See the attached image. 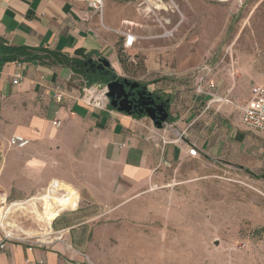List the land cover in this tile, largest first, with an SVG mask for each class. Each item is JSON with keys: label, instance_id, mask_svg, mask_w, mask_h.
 <instances>
[{"label": "crops", "instance_id": "obj_1", "mask_svg": "<svg viewBox=\"0 0 264 264\" xmlns=\"http://www.w3.org/2000/svg\"><path fill=\"white\" fill-rule=\"evenodd\" d=\"M140 10L139 16H134L117 0H103L100 18L77 0H0V46L24 47L42 58L0 62V156L4 157L0 206L31 203L33 198L24 200L35 194L34 189L48 186L50 177H55L59 190L66 191L61 198L73 191L64 200V210L58 204L56 210L49 207L53 218L43 229L53 235L48 240L16 236L4 241L0 227V244L5 242L0 264H89L82 254L93 264H124L123 259L136 257L133 248L123 252L112 248L111 242L107 244L119 235L97 232L104 225L89 224V217L75 208L80 199L78 191H85L92 203L111 207L112 199L121 197L114 204L121 200L128 204L154 191L165 171H176L185 160L202 158L225 170L249 173L264 166V136L244 128L239 112L231 106L209 103V80L214 81L221 96L241 99L235 96V82L218 78L207 65L200 67L208 70L202 72L162 73L149 68L147 90L168 101V123L175 126L171 132L155 130L145 115H127L111 106L94 110L78 100L85 84L105 83L81 74L76 61L106 59L119 77L122 53L132 54V58L145 56L151 50L150 41L171 39L153 19L143 18ZM162 22L165 29L176 28L167 19ZM210 25L213 31L214 22ZM120 32L136 36L135 43L123 48ZM166 48L161 46L160 50ZM46 54L49 57L43 59ZM157 58L148 56L147 63L154 64ZM16 75L20 78L14 84ZM250 87L244 101L249 98ZM56 120L61 122L57 128L52 124ZM182 132L185 134L178 142L161 144L162 137L171 140ZM13 135L24 137L29 144L9 148L7 139ZM192 144L198 153L195 158L187 155ZM64 158L77 166L66 182L59 179L57 170ZM47 166L52 171L45 175ZM9 200L13 202L6 203ZM73 201L75 207L71 208ZM39 214L43 219L44 213Z\"/></svg>", "mask_w": 264, "mask_h": 264}, {"label": "rangeland", "instance_id": "obj_2", "mask_svg": "<svg viewBox=\"0 0 264 264\" xmlns=\"http://www.w3.org/2000/svg\"><path fill=\"white\" fill-rule=\"evenodd\" d=\"M117 1L134 16H139L141 9L143 18L150 17L161 26L164 36H172L150 41L151 50L145 56L132 58V54L122 53L120 78L146 86L150 67L163 73L194 71L207 65L218 78L235 82V96L241 102H245L251 85L264 84V0H159L163 4L159 9L148 3L150 12L143 9L144 5L139 7L143 0ZM164 19L176 26L174 31L164 28ZM168 30L171 33L165 35ZM161 46L168 48L161 51ZM153 54L158 58L154 64L147 63ZM3 160L0 156V168ZM76 169L64 158L57 168L59 179L66 182ZM51 171V166L44 168L45 175ZM52 180L55 177L47 182ZM151 187L153 190L155 186ZM157 187L128 204L123 200L114 204L121 197L112 199L111 207L92 203L85 191H78L80 199L76 207L74 201L71 206L87 215L89 224L104 225L97 232L119 235L107 243L111 242L112 248L123 252L133 248L136 257L123 259L124 264H264V166L247 173L225 170L202 158L189 159L176 171L166 170ZM47 188L34 189L35 194L24 201L42 195ZM65 192L63 189L61 193ZM70 194L73 191L58 204ZM31 203L41 214L48 205L33 199ZM15 211L7 215L10 227L6 232L40 241L53 236L27 210Z\"/></svg>", "mask_w": 264, "mask_h": 264}, {"label": "built area", "instance_id": "obj_3", "mask_svg": "<svg viewBox=\"0 0 264 264\" xmlns=\"http://www.w3.org/2000/svg\"><path fill=\"white\" fill-rule=\"evenodd\" d=\"M84 2L88 5L89 8L96 11L100 18H102L103 14V0H77ZM143 9L147 12H150L151 6L148 7V3L143 0L139 4L140 6H143ZM171 32L170 30L165 31V35H169ZM124 36V43L123 48H129L132 46L133 43L136 41V36L132 34H127V32H120ZM202 71H208V70H197V72ZM19 76L16 75L15 79L13 80L14 84H17L19 80ZM206 89L208 90V94L210 95V102L209 103H217L220 105H228L231 106L233 109L239 112L240 114V121L242 126L248 130H252L255 132H258L264 136V84H253L250 87V95L248 100L245 102H241L237 99H232L228 96H221L218 91L216 84L214 81L209 80L206 83ZM80 95L78 97V100L85 104L86 106H89L90 108L94 110H107L110 107L109 98L107 97V88L105 84L102 85H87L85 84L81 90ZM57 100H60V94L57 95ZM54 127H59L61 125V122L59 120L54 121L53 123ZM174 124L165 122L162 124L161 129L155 130H162L164 132H171L174 130ZM185 132L179 133L174 139L167 140L165 137H162L161 144L165 145L168 143H175L181 140L184 136ZM29 144V140L25 139L22 136L19 135H13L7 139V146L9 148H24ZM187 155L191 158H195L198 156L196 147L194 144L188 145L187 149ZM60 187L59 184L54 182L52 180L50 184L48 185V188H56ZM47 188V189H48ZM59 189V188H58ZM63 189L57 190L55 192V195L60 197L65 193H61ZM46 192V191H45ZM16 236H13L11 234L6 233L5 230H3V240L7 241L10 239H16ZM5 242H2L0 244V249L4 247Z\"/></svg>", "mask_w": 264, "mask_h": 264}, {"label": "water", "instance_id": "obj_4", "mask_svg": "<svg viewBox=\"0 0 264 264\" xmlns=\"http://www.w3.org/2000/svg\"><path fill=\"white\" fill-rule=\"evenodd\" d=\"M83 66L87 67V70L91 72V75L94 78L103 77L109 79L108 81L105 80L104 83L107 88V97L109 98V103L112 108L127 115H132L128 106L126 105L128 104V93L125 91V87H128L130 90L141 88V91L139 92V103L140 105L147 107L145 108L143 114L138 116L145 115L157 129H161L162 124L168 122V101L155 104L154 100L151 99L153 94L148 92L147 86L143 85L140 87V83L138 82L117 77L116 74L111 73V67L106 59L101 58L92 60L91 58H88L83 62ZM142 96H146V98L151 99V101L143 103L141 99L144 97Z\"/></svg>", "mask_w": 264, "mask_h": 264}, {"label": "bare ground", "instance_id": "obj_5", "mask_svg": "<svg viewBox=\"0 0 264 264\" xmlns=\"http://www.w3.org/2000/svg\"><path fill=\"white\" fill-rule=\"evenodd\" d=\"M148 1L151 2L158 9L163 6V4L159 0H148ZM157 2L158 3H161V4H156ZM54 182H56L58 184L57 181H54ZM58 188H59L58 186L56 188H51L50 187V188H48L47 192H45L44 194L37 195L36 198H33V201H35V200H41V201H44V202L47 201L50 204V205L48 204V206H46V208H45V212H44L43 219L41 218L39 212H37V211L34 212V210H33L35 208V205L34 204H30V203H27V204H24L23 203V204H17V205L16 204H13V205H7L6 204L5 206H3L2 210H1V214H0V227L3 230H6L5 227L6 228H9L10 227V224L6 220L7 215L10 214V213H12L15 210L17 211L18 209L27 210V212L28 213H31V214L34 213L39 220H42V222L44 223V225H45L46 228L49 227V225L51 224V220L53 218L52 210H50L49 207L52 208V207L56 206L58 204V200L61 199V197L55 198L56 197L55 192L57 190H59ZM53 198H54V200H53ZM65 206L66 205L65 204H62V203H59L58 204V207L61 210L62 209L64 210L65 208H63V207H65ZM70 207L72 208L71 205H70ZM59 209H57V210H59ZM6 233L11 234L9 232H6ZM23 233H26L28 235H31L32 234L30 232H23Z\"/></svg>", "mask_w": 264, "mask_h": 264}, {"label": "trees", "instance_id": "obj_6", "mask_svg": "<svg viewBox=\"0 0 264 264\" xmlns=\"http://www.w3.org/2000/svg\"><path fill=\"white\" fill-rule=\"evenodd\" d=\"M0 62H12L16 61L19 59L23 60H42V58L37 57L33 55L32 50H28L27 48L24 47H5V46H0ZM52 55V54H50ZM46 57H49V55L46 54L43 59H46ZM76 64L80 67L79 72L86 76L89 80L95 79L92 75L91 72L87 70L86 67L83 66V61H76ZM168 107V103H167ZM249 173V172H247Z\"/></svg>", "mask_w": 264, "mask_h": 264}, {"label": "flooded vegetation", "instance_id": "obj_7", "mask_svg": "<svg viewBox=\"0 0 264 264\" xmlns=\"http://www.w3.org/2000/svg\"><path fill=\"white\" fill-rule=\"evenodd\" d=\"M105 70H107V69H105ZM111 73H113V72H111ZM102 79L106 80V81L109 80V79L103 78V77H102ZM142 86H143V84H140V87H142ZM125 91L128 93V98H127L128 104H126V105L128 106L132 115L138 116V115L143 114V112L147 106L140 105V103H139L140 102L139 101V98H140L139 92L141 91V88H136V89L130 90L128 87H125ZM142 97H144L141 99V101H143V103L150 102L151 99L154 100L155 104H159V103L164 101L163 99H161L159 96H157L155 94H153V96H151V99L146 98V96H142Z\"/></svg>", "mask_w": 264, "mask_h": 264}]
</instances>
